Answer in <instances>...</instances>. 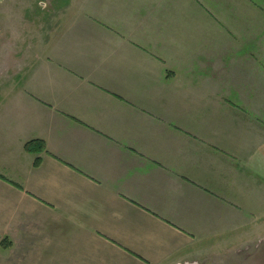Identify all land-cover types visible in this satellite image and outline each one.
Wrapping results in <instances>:
<instances>
[{
  "label": "crops",
  "instance_id": "crops-1",
  "mask_svg": "<svg viewBox=\"0 0 264 264\" xmlns=\"http://www.w3.org/2000/svg\"><path fill=\"white\" fill-rule=\"evenodd\" d=\"M60 1L0 70V264L243 240L264 203V0Z\"/></svg>",
  "mask_w": 264,
  "mask_h": 264
},
{
  "label": "rangeland",
  "instance_id": "rangeland-1",
  "mask_svg": "<svg viewBox=\"0 0 264 264\" xmlns=\"http://www.w3.org/2000/svg\"><path fill=\"white\" fill-rule=\"evenodd\" d=\"M59 3L60 0H0V70L4 65L12 71L19 52L27 50L31 40L50 29L59 12L49 10L44 15V10ZM258 207L259 217L253 228L246 226L243 240L230 238L225 249L207 253L200 260L178 264H264V203Z\"/></svg>",
  "mask_w": 264,
  "mask_h": 264
},
{
  "label": "trees",
  "instance_id": "trees-1",
  "mask_svg": "<svg viewBox=\"0 0 264 264\" xmlns=\"http://www.w3.org/2000/svg\"><path fill=\"white\" fill-rule=\"evenodd\" d=\"M43 146V145H42ZM25 148H26V150H33V147H32V142H29V143H27L26 144V146H25Z\"/></svg>",
  "mask_w": 264,
  "mask_h": 264
}]
</instances>
